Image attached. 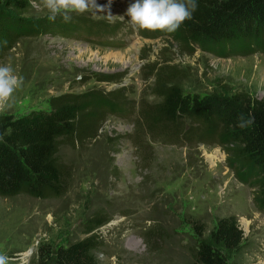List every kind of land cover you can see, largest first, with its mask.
I'll use <instances>...</instances> for the list:
<instances>
[{
	"label": "rangeland",
	"instance_id": "1",
	"mask_svg": "<svg viewBox=\"0 0 264 264\" xmlns=\"http://www.w3.org/2000/svg\"><path fill=\"white\" fill-rule=\"evenodd\" d=\"M16 1L0 0V8L18 14L14 4L8 7ZM96 2L99 7L84 14L124 21L126 43L108 47L59 34L21 38L0 58L23 78L0 117L50 109L53 96L91 89L104 95L124 88L135 110L127 118L107 114L98 136L83 143L62 139L57 160L67 175L64 195L0 196V254L10 264H36L41 243L56 247L95 234L98 264H194L201 237L192 222H202L207 238L218 218L234 214L245 240L226 257L231 264H264V213L254 203L256 188L237 180L224 148L199 140L136 146L122 138L136 130L142 108L160 100V86L176 83L200 96L246 91L264 98V53L186 52L167 36L151 39L134 31L123 16L124 0ZM31 5L23 16L47 13L42 0ZM96 73L122 77L100 81Z\"/></svg>",
	"mask_w": 264,
	"mask_h": 264
},
{
	"label": "trees",
	"instance_id": "2",
	"mask_svg": "<svg viewBox=\"0 0 264 264\" xmlns=\"http://www.w3.org/2000/svg\"><path fill=\"white\" fill-rule=\"evenodd\" d=\"M32 0H17L7 9L0 8V58L21 38L39 34L64 35L108 47L126 43L124 21H110L88 15L72 14L64 23L47 20L30 13ZM128 5L129 0H124ZM192 19L186 20L174 33L140 30L146 38L167 36L186 52L196 49L218 57L249 56L264 53V0H196ZM103 76L96 80L111 81L122 77ZM160 100L142 108L136 130L122 138L136 146L143 142L161 141L180 144L185 140L201 143L217 142L227 153L226 162L237 180L255 189L254 203L264 213V98L249 92L235 94H189L179 84L160 86ZM50 109L32 110L15 116L0 117V196L27 194L38 199L60 197L67 192L68 180L57 160L62 139L83 143L97 137L107 114L130 117L136 102L125 89L105 93L87 90L66 92L50 98ZM252 118L245 128L239 117ZM193 227L201 237L193 254L194 264H231L226 253H238L245 240L236 215L217 219L203 238L206 229L199 219ZM96 228L91 226L88 233ZM96 235L56 247L41 243L36 264H98Z\"/></svg>",
	"mask_w": 264,
	"mask_h": 264
},
{
	"label": "clouds",
	"instance_id": "3",
	"mask_svg": "<svg viewBox=\"0 0 264 264\" xmlns=\"http://www.w3.org/2000/svg\"><path fill=\"white\" fill-rule=\"evenodd\" d=\"M47 10V20L70 23L72 14L82 15L98 8L96 0H42ZM197 9L196 0H129L123 13L134 31H161L174 33L186 21L192 19ZM23 78L7 64L0 65V112L11 106L13 94L22 87ZM252 118L239 117V126L247 127ZM0 264H10V258L0 254Z\"/></svg>",
	"mask_w": 264,
	"mask_h": 264
}]
</instances>
